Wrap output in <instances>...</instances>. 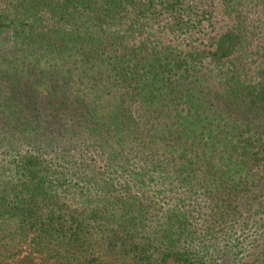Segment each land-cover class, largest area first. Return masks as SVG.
Returning <instances> with one entry per match:
<instances>
[{
    "label": "trees",
    "instance_id": "1",
    "mask_svg": "<svg viewBox=\"0 0 264 264\" xmlns=\"http://www.w3.org/2000/svg\"><path fill=\"white\" fill-rule=\"evenodd\" d=\"M223 1L198 47L184 0H0V264H264V52Z\"/></svg>",
    "mask_w": 264,
    "mask_h": 264
},
{
    "label": "rangeland",
    "instance_id": "2",
    "mask_svg": "<svg viewBox=\"0 0 264 264\" xmlns=\"http://www.w3.org/2000/svg\"><path fill=\"white\" fill-rule=\"evenodd\" d=\"M185 6L194 7L193 13L188 12L191 16L185 18L191 19L194 23L195 20H203V25L200 26L196 23V28L193 31L192 38H181L178 42L183 43L184 46H188L189 42L194 46H208L211 43L212 37H215V33L225 32L233 28L238 24V19H235V15L232 17L227 16L224 13V1L223 0H184ZM241 1L242 14L244 15L245 23H248L247 27L257 35V40L254 42L253 51L256 53L257 48H261L260 52H264V0H237ZM246 8L244 11L242 8ZM167 23L164 20L161 23H157V27H161ZM192 23V24H193ZM198 26V27H197ZM167 33L164 34L166 36ZM167 37H164L166 39ZM188 39V40H187ZM264 55V54H262ZM255 60H263L264 57L255 56Z\"/></svg>",
    "mask_w": 264,
    "mask_h": 264
}]
</instances>
